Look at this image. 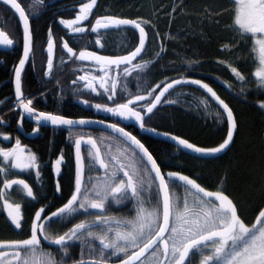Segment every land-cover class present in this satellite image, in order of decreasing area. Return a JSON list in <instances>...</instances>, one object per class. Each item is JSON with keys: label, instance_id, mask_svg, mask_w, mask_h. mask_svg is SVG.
<instances>
[{"label": "trees", "instance_id": "16d2710c", "mask_svg": "<svg viewBox=\"0 0 264 264\" xmlns=\"http://www.w3.org/2000/svg\"><path fill=\"white\" fill-rule=\"evenodd\" d=\"M17 1L29 18L33 40L30 57L21 75V90L32 97V103L44 112L70 118H98L122 126L152 154L165 178L170 181L174 203L179 197V206L182 205L187 195L181 181L166 175L177 172L196 180L207 191H223L236 205L240 218L247 226L255 222L264 208V107H261L264 103V85L254 75L257 64L252 52V39L233 27L236 6L232 0H97L83 26L96 18L115 17L141 23L147 34L144 50L137 60L141 64L148 62L147 67L143 70L131 67L130 75H123L118 69L122 75L119 76L115 95H112L111 89L108 93L94 94L77 81L74 70L66 72L63 63L70 55L61 42L67 41L72 49L83 42V47L118 55L126 54L137 46L140 39L138 33L121 27L85 35L84 32L73 33L60 22L74 18L79 6L90 0ZM0 29L17 41L13 50L0 51V148L8 147V140H19V146L25 147L36 157L35 166L20 170L0 156V185L3 180L18 178L33 190L34 198L27 197L21 185H14L9 195L12 202L21 205L23 219L20 229L8 221L0 200V261L9 258L10 264H21V260L15 256L18 249L10 242L30 238L34 217L39 209H44L42 217L50 216L67 203L75 191L78 159L84 166L83 182L87 188L104 182L114 187L120 180L126 181L127 177L118 171V164L114 161L122 162L134 180H141V175L129 167L134 162L136 168L140 166L139 158L128 151L129 145L107 132L44 127L29 139L19 133V126L24 133L32 129L31 123L20 120V111L10 107L14 100L13 70L21 55L22 29L14 12L1 3ZM49 31L56 51L48 78L44 72V48ZM97 39L102 42V47L96 43ZM76 63L77 69L83 68V63L78 60ZM232 68H236L245 79L240 80L231 71ZM188 79L209 85L232 109L237 128L232 143L220 154L202 155L164 138L174 140L171 137H179L205 149L217 147L226 138L228 123L222 107L203 89L186 83ZM174 80L181 83L165 93L162 102L152 113L144 115V128L135 118L123 119L104 110V106L115 108L117 104L143 95L147 97L146 100L131 105L143 113L159 89L151 96L148 95L149 91L156 85L163 87ZM110 95L112 99L108 98ZM98 104L102 106L99 109L95 107ZM85 137H91L96 148L93 150L91 147V152L86 148L92 144L85 145L80 158L75 142ZM97 148L99 157L108 164L107 169L92 160ZM61 156L63 159L56 174L54 167ZM113 172H117L115 181L109 180ZM142 182L147 188L142 193L145 208L151 210L158 207L157 188L152 174L144 172ZM87 195L90 199L85 203V209H79L77 204L78 211L71 215L65 214L51 222L44 219L36 222L45 226L42 232L38 231L41 239L38 251L50 253L57 264H71L84 259L110 262L125 257L124 253L113 255L112 249H103L100 240L109 243L107 234L115 231V225L130 228L127 221L136 217L139 206L137 198L132 196L121 202L109 196L104 201L103 223L90 224L84 230L85 233L92 232V237L81 235L79 240L69 241L63 249L50 242L76 224L96 221L94 215L97 214L91 212L88 205L98 198L91 192H87ZM83 197L82 192V200ZM189 200H193L191 195H187ZM45 236L49 239H44ZM19 251L22 259L27 250ZM131 251L134 249H129V254ZM188 260L189 264H201L202 261L195 251Z\"/></svg>", "mask_w": 264, "mask_h": 264}, {"label": "snow or ice", "instance_id": "6c2138e0", "mask_svg": "<svg viewBox=\"0 0 264 264\" xmlns=\"http://www.w3.org/2000/svg\"><path fill=\"white\" fill-rule=\"evenodd\" d=\"M5 2L19 12L21 19L24 21V54L23 58L19 61V66L15 68V92L24 111L31 114L34 112V109L29 107L32 101L28 100L27 103H24L21 90V72L29 58V53L32 50V36L29 20L20 4L17 3V0H5ZM232 2L236 6L233 27L240 34L250 36V38L253 39L254 43L252 50L256 53L260 65L254 75L259 78L260 83L264 85V0H232ZM96 3L97 0H90L89 3L82 4L78 14L73 20H61L60 22L67 28L71 29L73 33H83L87 31L86 27L76 25H81L84 21L89 19ZM144 23L148 22L144 21ZM121 25H132L138 29L140 33L139 46L127 56L105 57L99 56L96 52L88 51H80L77 55L74 53L73 49L69 47L67 41L63 42V47L70 54V57L75 56L78 60L94 61L96 63L103 62L109 67L115 66L117 68H119L121 64H131V62L142 53L145 46L147 34L145 33L144 27L141 26V23H138L135 20L101 17L96 19L95 24L91 27V31L95 33L99 32L101 29H109ZM0 37H4L3 39H0V45H12L13 41L8 39L3 32H0ZM96 43L100 44V40H97ZM53 46L54 42L51 38V31H49L47 49L49 53V73L53 69ZM102 46L103 45H101V47ZM224 47L228 46L225 45ZM147 63L148 62H145V64H133L132 68L143 70L147 67ZM123 71L125 74L130 75L128 67H124ZM231 71L240 80L245 79L236 68H232ZM79 79L86 80L87 77L80 76ZM75 82L76 81H73V83ZM179 83H181L180 80H174L171 83L165 84L163 87L156 85V88L150 90L148 95L151 96L157 89H159V92L146 106V110L143 113L130 107V105H133L136 102L146 100L147 97L143 95H137L134 99L128 100L127 103L119 104L115 108L104 106V110L113 115H119L123 119L135 118L140 122V127L144 128V115L152 113L157 105L162 102L165 93H167L175 84ZM192 83L201 85L222 107L228 123L226 138L217 147L210 149L197 147L179 137H171V139L176 140L179 145L196 153L202 155H214L229 147L233 140L237 123L232 109L209 85L204 84L200 80H194ZM85 86L90 87L95 91V87L91 80H88ZM101 87H104V83H101ZM115 87L116 82H113L111 88L112 95H115ZM105 91H109V89H105ZM112 95L108 98L112 99ZM95 107L99 109L102 106L98 104L95 105ZM261 107H264V103L261 104ZM35 118L38 122L47 121L52 125L57 126L72 125L74 123H87L85 120L73 121L65 119L62 116L43 112L36 115ZM109 127L121 133L122 136L131 141V145L135 146V148H132L131 145H129L128 151L132 153L133 157L139 158L140 166L139 168H136L134 162V164L129 165V167H133L134 171H136L138 175H141V180H134L133 175L128 171H124V166L120 165L118 171H123V175L127 177L126 181L120 180L119 184L114 187L110 186L107 182H104L103 184H93L90 188H87L83 182L84 166L82 161L78 159L75 191L67 203L56 212L51 213L50 216L42 217L44 209L37 211L31 227L30 238L10 242L13 247L18 249V251L15 252V256L18 260H21V264H57L50 253L38 251L41 244L38 231L42 232L45 226L43 224L37 225L36 221L44 219L51 222L57 217H63L65 214L71 215L78 211L77 204L79 209H85V203L90 199L87 192H91L92 195L98 198L97 201H92L88 205L95 209H102L104 207V201H106L109 196H112L117 202H121L129 196L137 198L139 206L136 217L131 221H127L130 228L124 232H116L115 239L112 242L105 243L103 239L100 240L103 249H112L113 255H118L120 253L125 254V258L121 261V264H144L142 258L147 259L149 256L157 257L158 254L164 258V260L160 261V264H165V261H168V264H189L188 258L190 254L201 248V246H207L209 243L212 245V253L211 255L204 256L201 264H264V209L259 212L255 222L249 227L240 218L236 205L227 195L224 194L223 191L209 192L202 188L196 180L190 179L188 176L179 173H168V177L182 181L187 195L193 197V203L190 206L187 201V195L185 196L183 200V211L181 212L178 203L179 197H177V202L174 203L172 191L170 189V181L161 173L156 160L144 144H142L141 141L130 132H125L123 128L118 127L116 124L109 125ZM7 138L8 137H5V139ZM85 143H90L93 148H96V143L91 137H89ZM75 144L77 154H79L81 139H77ZM16 145L17 147L20 145L19 140L16 141ZM136 149H138L139 152H137ZM16 151V148L8 150L0 148V156H3L5 160H8L10 157H15L12 166L21 170L35 166V155L28 156L29 163H21L20 158L16 156ZM62 159L63 157L61 156V158L57 160V165L60 164ZM113 159H115V157H113ZM92 160L94 163H98L101 168H108V164L99 157L98 148L96 149V155L92 156ZM148 164L151 165V168L147 167ZM57 171H59L58 168ZM144 172H148L149 175L154 172L155 177L153 178V182L155 180L159 181L156 185L158 207L152 208L151 210L145 208L142 199V193L147 191V188L142 182V174ZM116 176L117 172H113L109 177V180L115 181ZM13 185H21L25 190L27 197L34 198L32 188L25 181H6L5 189H11ZM150 186L151 185H149V187ZM57 191H59L58 184ZM82 192L84 193L83 200L81 199ZM3 195L4 192L0 191V196ZM214 200L218 201V204L214 203ZM5 207L12 209L8 212V216L14 227L20 229L22 227L23 219L21 205L9 204L8 201L5 200ZM173 208H176L175 220L178 222L177 224L172 223ZM87 227L88 225L85 223L76 224L70 229L69 233L51 239L50 242L61 246L63 249L69 241H72L73 239L79 240L81 235L92 237V232H84ZM44 239L47 240L49 237L45 236ZM19 249L27 250L22 259ZM129 249H134V251H131V254H129ZM65 254L67 253L65 252ZM169 257H171L170 260ZM77 264H84V262L78 261ZM92 264H100V262L93 261Z\"/></svg>", "mask_w": 264, "mask_h": 264}, {"label": "rangeland", "instance_id": "374dc122", "mask_svg": "<svg viewBox=\"0 0 264 264\" xmlns=\"http://www.w3.org/2000/svg\"><path fill=\"white\" fill-rule=\"evenodd\" d=\"M90 1H87L85 3H89ZM84 4V3H83ZM82 5V4H81ZM80 5V6H81ZM80 6H79V9H80ZM78 14V13H77ZM76 14V15H77ZM76 17V16H75ZM74 17V18H75ZM74 18L72 19H63V20H73ZM61 21V20H60ZM76 26H80V27H83L82 25H76ZM252 39V38H251ZM253 39H252V49H253ZM74 53H75V50H73ZM253 52V50H252ZM254 53V56H255V59H256V64H257V67H256V71L257 69L260 67L259 65V61L257 59V55L255 52ZM74 57L75 56H71L69 58L66 59L65 63H63L65 66H66V72L70 71V70H74L77 74H76V77H80V76H86L87 79L86 80H83L82 83H83V88L84 89H87L89 91H91L92 93L94 94H98L100 92H109V91H105V89H111L112 88V85H113V82H116V86L118 84V79H119V76L120 75H126L123 71L124 67H128V66H123L122 68H119V70L121 69V72L122 74H120L118 72V69H110V68H106L104 70H99L98 68L94 67V66H91L90 70L89 69H86V68H82L81 69H77V63H76V60H74ZM136 64H141V62L139 63H136ZM133 65V64H132ZM131 65V67H132ZM131 67H128V69H130ZM78 70V71H77ZM255 71V72H256ZM254 72V73H255ZM255 78L260 82V79L257 78L255 76ZM88 80H91L92 81V84L94 85L95 87V91L92 90V88L90 87H86L85 85L87 84ZM57 82L55 81V84ZM101 83H104V87H101ZM261 84V83H260ZM116 88V87H115ZM31 99V97H30ZM91 147H93L92 145H90V147H87L86 150L88 151H91ZM18 150V149H17ZM93 150H95V148H93ZM92 152V151H91ZM29 155H32L30 152H23V151H16V156H18L20 158V162L21 163H29L28 161V156ZM13 159H15V157H12ZM13 159H12V162H13ZM118 164V168L120 165H123L122 162L120 161H114ZM59 166L58 165H55L54 167V171L55 173L57 174L59 171H57V168ZM19 169V168H18ZM59 169V168H58ZM21 170V169H20ZM124 171H126V169L124 168L123 169ZM123 173V171H121ZM172 173H177V172H172ZM181 174V173H179ZM167 175V174H166ZM183 175V174H181ZM186 176V175H184ZM176 179V178H174ZM191 179V178H190ZM178 180V179H177ZM182 182V181H181ZM183 183V182H182ZM207 191V190H206ZM209 192H213V191H209ZM214 203H217L218 204V201H213ZM9 204H16V203H12V202H8ZM189 205L191 206L192 203H193V200H189L188 201ZM182 204V203H181ZM2 205H3V210H4V213L6 215V218L8 219V221L11 223V219L10 217L8 216V212L11 211L12 209H8L5 207V201H2ZM182 206V207H181ZM88 209L93 212L94 214H97L96 216L94 215V218L96 219V221L94 222H91L89 224H87L86 222H81V223H85L87 224L88 226L90 224H99V223H103L101 220H102V213H103V208L102 209H95V208H91L88 206ZM264 209V208H263ZM40 210V209H39ZM38 210V211H39ZM179 210L182 212L183 211V204L179 206ZM175 215H176V208H174L173 210V213H172V223L173 224H177L178 222L175 220ZM99 218V219H98ZM92 219V218H91ZM34 220H35V217H34ZM38 221V220H37ZM36 221V222H37ZM12 224V223H11ZM13 225V224H12ZM14 226V225H13ZM116 226V229L114 232H112L111 234H107L108 237H110V242H112L114 239H115V233L116 232H124L126 231L127 229L129 228H125V227H122V226ZM72 229V228H71ZM70 231V230H69ZM69 231L67 233H69ZM56 238V237H55ZM54 239V238H53ZM104 240V239H103ZM105 242V240H104ZM107 243V242H105ZM122 243V242H121ZM54 244V243H53ZM212 245L211 243H209L207 246H201V248L195 250V252L198 253V255L201 257V259H203L204 256H207V255H211L212 253ZM171 259V257H169V260ZM144 260V264H160V261L164 260L163 256H160L158 254L157 257H151L149 256L147 259H143ZM0 264H10V259L9 258H6V259H2L0 261ZM165 264H168V261H165Z\"/></svg>", "mask_w": 264, "mask_h": 264}, {"label": "water", "instance_id": "95a60500", "mask_svg": "<svg viewBox=\"0 0 264 264\" xmlns=\"http://www.w3.org/2000/svg\"><path fill=\"white\" fill-rule=\"evenodd\" d=\"M0 3H2V4H4V5H6L7 7H9L14 13H15V15L17 16V18H18V21H19V23H20V26H21V29H22V40H23V42H22V48H21V55H20V58H19V60H18V62H17V64H16V66H15V68L17 67V66H19V61H20V59L21 58H23V54H24V21L21 19V17H20V15H19V12H17L15 9H13L12 7H11V5L10 4H8V3H6L5 2V0H0ZM18 3V2H17ZM21 6V5H20ZM22 8V7H21ZM23 9V8H22ZM29 20V19H28ZM126 20H128V19H126ZM29 26H30V23H29ZM119 27H128V28H131L132 30H134L135 32H137L138 34H140L139 33V30L138 29H136L135 27H133L132 25H121V26H119ZM113 28V27H112ZM109 29H111V28H109ZM105 30H108V29H101V30H99V32L100 31H105ZM30 31H31V29H30ZM0 32H3L4 34H5V36L8 38V39H10L9 37H8V35H7V33L5 32V31H3V30H1L0 29ZM32 36V35H31ZM4 37H0V39H3ZM49 41V40H48ZM54 42V41H53ZM33 43V42H32ZM14 46V42L12 43V45H10V46H4V45H0V51H5V50H10V49H12V47ZM48 42H47V45H46V47H45V51H46V55H47V63H46V65L48 66V58H49V53H48ZM54 51H55V45L53 46V50H52V59H54ZM88 52H93V51H88ZM31 53V52H30ZM30 53H29V56H30ZM99 56H105V57H118V56H107V55H102V54H99V53H97ZM135 60V59H134ZM82 61V60H81ZM27 62V61H26ZM86 62H94V61H86ZM96 63V62H95ZM98 66H101V67H103V66H106V64L105 63H103V62H101V63H96ZM108 66V65H107ZM15 68H14V70H13V75H12V87H13V93H14V99L17 101V102H20L19 100H18V98H17V96H16V92H15ZM23 70V69H22ZM22 73V72H21ZM192 81H194V79H188L187 81H186V83H188V84H191V85H194V86H197V87H199V88H201V89H203L206 93H208L207 92V90L206 89H204L201 85H198V84H195V83H192ZM176 85V84H175ZM208 94H210V93H208ZM211 95V94H210ZM212 97V96H211ZM213 98V97H212ZM214 99V98H213ZM215 100V99H214ZM216 101V100H215ZM217 102V101H216ZM218 103V102H217ZM219 104V103H218ZM33 109V108H32ZM20 111H21V113H22V116H24L27 120H29V121H31L32 123H34L36 126H38V127H61V128H89V129H97V130H101V131H104V132H108L109 134H112V135H114V136H116L117 138H119V139H121L123 142H125L127 145H131V141H129V140H127L124 136H122V134L121 133H119L118 131H116L115 129H113V128H111V127H109V125H112L113 123H111V122H108V121H104V120H101V119H96V118H68V117H65V116H63V115H57V114H53V115H57V116H62V117H64L65 119H69V120H73V121H80V120H85V121H87V123H85V124H79V123H74V124H72V125H59V126H57V125H52L50 122H47V121H42V122H38L37 120H36V115H38L39 113H41V112H39V111H36V110H34V112L33 113H31V114H29V113H27V112H25L24 111V109H23V106H21L20 107ZM44 113V112H43ZM118 127H120V128H123V127H121V126H119L118 125ZM124 129V128H123ZM125 130V132H129L128 130H126V129H124ZM19 132L21 133L22 131H21V129H20V127H19ZM36 129L35 130H33L30 134H23V136L24 137H26V138H30L31 136H33V135H35L36 134ZM133 135V134H132ZM137 138V137H136ZM166 140H168V141H171L172 143H175V144H178V142L176 141V140H170L168 137H164ZM233 138H234V136H233ZM233 141V140H232ZM232 143V142H231ZM179 145V144H178ZM181 146V145H180ZM131 147L132 148H135V146L134 145H131ZM181 147H183V146H181ZM184 148V147H183ZM185 149H187V148H185ZM187 150H189V149H187ZM136 151L137 152H139V150L138 149H136ZM222 152V151H221ZM221 152H219V153H216V154H220ZM142 155V154H141ZM215 155V154H214ZM147 167L148 168H151V165L150 164H148L147 165ZM161 171V170H160ZM161 173H162V171H161ZM152 175H153V177H155V173L154 172H152L151 173ZM163 174V173H162ZM155 182H156V184H158L159 183V181L158 180H155ZM162 222V221H161ZM131 254V253H130ZM147 255V254H146ZM125 258V257H124ZM124 258H121V259H118V260H115V261H111V262H105V261H100V260H95V259H84V260H79V261H83L84 262V264H92V262L93 261H97V262H100V264H121V261L124 259ZM143 259V258H142ZM77 262L78 261H76V262H73V263H71V264H77Z\"/></svg>", "mask_w": 264, "mask_h": 264}, {"label": "flooded vegetation", "instance_id": "af4514ba", "mask_svg": "<svg viewBox=\"0 0 264 264\" xmlns=\"http://www.w3.org/2000/svg\"><path fill=\"white\" fill-rule=\"evenodd\" d=\"M26 13V12H25ZM9 36V38L14 42V46L12 47V49H10V50H5V51H3V52H8V51H11V50H13L14 48H15V42H17L15 39H13L10 35H8ZM21 42H23V40L21 39ZM32 42H33V40H32ZM101 44H102V42L100 41V46H101ZM139 45V44H138ZM111 47V46H110ZM135 48H136V46H134V48H133V50H131V51H129L128 53H126V54H128L129 55V53H131L132 51H134L135 50ZM85 49H88V50H92V51H94V52H97V53H101V54H107V55H115V54H111V53H103V52H101V51H99V50H95V49H91V48H85ZM110 49V48H109ZM122 54H124V53H121V54H119V55H122ZM93 65L94 63H87V64H85L84 65V68H86V69H89L90 70V68H91V65ZM96 66V65H95ZM94 66V67H95ZM99 70H104V69H106V68H110L111 69V67H103V68H99L98 66H96ZM44 72H45V75L49 78V75H48V71L47 70H44ZM77 78H78V76H77ZM82 82V81H81ZM119 105V104H118ZM31 107L34 109V110H36V111H39V112H44V111H42V110H40L39 108H38V106H37V104H35V103H32L31 104ZM55 114V113H54ZM25 119V118H24ZM27 122H29V123H31L32 124V129H31V131L30 132H32L33 130H35L36 129V131L38 132V130L40 129V128H44V127H38V126H36L34 123H32L31 121H29V120H27V119H25ZM29 132V133H30ZM28 133V134H29ZM24 137V136H23ZM24 138H26V137H24ZM26 139H29V138H26ZM88 140V138L87 137H85V138H82L81 139V148H80V151H79V157L81 158V153H82V149L84 148V146L85 145H90L89 143H85V141H87ZM8 142H9V146L8 147H6V148H3V149H5V150H8V149H13V148H16V149H18L17 151H23V152H27V149L25 148V147H20V146H18L17 147V145H16V142L15 141H12V140H8ZM12 157H10L8 160L9 161H11L12 162ZM6 181H11V180H3V182L1 183V185H0V191H2V192H4V195L3 196H0V200L1 201H5V200H7L8 202H12L11 201V199H10V194H11V191H12V189H14L13 187L11 188V189H5V182ZM14 186V185H13ZM12 203H14V202H12Z\"/></svg>", "mask_w": 264, "mask_h": 264}, {"label": "built area", "instance_id": "2783aa9c", "mask_svg": "<svg viewBox=\"0 0 264 264\" xmlns=\"http://www.w3.org/2000/svg\"><path fill=\"white\" fill-rule=\"evenodd\" d=\"M30 100V97L28 95L24 96L23 101L25 103H27V101ZM18 106V104H16L15 102L13 103V107L16 108Z\"/></svg>", "mask_w": 264, "mask_h": 264}]
</instances>
